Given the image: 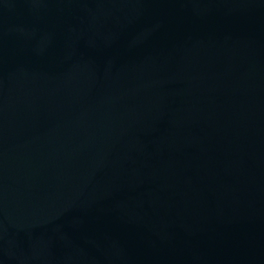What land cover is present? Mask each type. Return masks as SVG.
I'll return each mask as SVG.
<instances>
[{"label": "water", "instance_id": "obj_1", "mask_svg": "<svg viewBox=\"0 0 264 264\" xmlns=\"http://www.w3.org/2000/svg\"><path fill=\"white\" fill-rule=\"evenodd\" d=\"M0 264H264V0H0Z\"/></svg>", "mask_w": 264, "mask_h": 264}]
</instances>
